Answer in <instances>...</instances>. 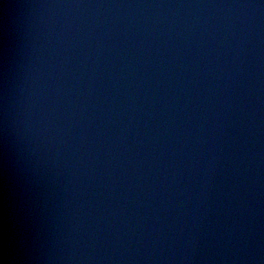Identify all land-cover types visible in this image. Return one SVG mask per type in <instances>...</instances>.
<instances>
[{
	"label": "water",
	"instance_id": "obj_1",
	"mask_svg": "<svg viewBox=\"0 0 264 264\" xmlns=\"http://www.w3.org/2000/svg\"><path fill=\"white\" fill-rule=\"evenodd\" d=\"M0 259L264 264V0H0Z\"/></svg>",
	"mask_w": 264,
	"mask_h": 264
},
{
	"label": "clouds",
	"instance_id": "obj_2",
	"mask_svg": "<svg viewBox=\"0 0 264 264\" xmlns=\"http://www.w3.org/2000/svg\"><path fill=\"white\" fill-rule=\"evenodd\" d=\"M0 264H6L5 259H0Z\"/></svg>",
	"mask_w": 264,
	"mask_h": 264
}]
</instances>
